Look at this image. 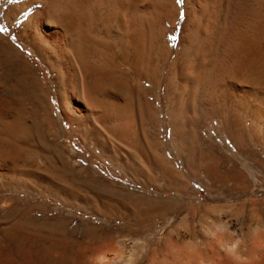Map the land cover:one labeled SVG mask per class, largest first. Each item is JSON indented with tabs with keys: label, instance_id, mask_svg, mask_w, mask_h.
Masks as SVG:
<instances>
[{
	"label": "rangeland",
	"instance_id": "rangeland-1",
	"mask_svg": "<svg viewBox=\"0 0 264 264\" xmlns=\"http://www.w3.org/2000/svg\"><path fill=\"white\" fill-rule=\"evenodd\" d=\"M11 1L0 0V48L6 53L15 46L21 57L0 56V95L10 93L26 63L30 77L46 84L52 109L30 118L32 135L18 147L19 163L0 160L10 169L0 173V264H260L264 73L250 103L230 89L228 82L249 84L245 76L231 81L226 74L234 62L224 60L223 79L212 78L193 97L175 72L185 64L195 26L184 29L185 16L177 21L170 12L169 24L158 19L160 51L149 56L146 76L112 44L104 48L117 68L115 98L129 118L124 134L113 129L114 118L94 129L71 127L50 56L42 51L43 59L18 33L33 10L25 8L11 21ZM250 21H233V28L250 32ZM256 27L264 54V18ZM111 38L105 40L110 44ZM14 95L17 114L21 93ZM4 113L0 138L9 139ZM8 149L0 144L1 156ZM30 151L34 158L25 156Z\"/></svg>",
	"mask_w": 264,
	"mask_h": 264
},
{
	"label": "bare ground",
	"instance_id": "bare-ground-1",
	"mask_svg": "<svg viewBox=\"0 0 264 264\" xmlns=\"http://www.w3.org/2000/svg\"><path fill=\"white\" fill-rule=\"evenodd\" d=\"M152 2H155L157 7L153 6ZM183 3L184 6H182ZM8 4L10 7H6V10L12 8L8 12L11 21H17L19 15L28 8L33 10L22 21L18 33L23 40L39 51L43 59H47V55L44 56L42 51L50 56L49 60L52 61L53 69L61 78L63 113L71 127L76 126L84 130L94 129L99 122H107L108 118H114L116 126L113 129L116 133L124 132L129 118L115 98L117 68L104 48L112 44L124 62H133L136 73L146 76L151 64L149 56L152 52L156 51L158 54L160 51L158 19L162 18L166 24H169L170 12L174 13L177 21L182 15L185 16V19L182 18L184 29L195 26L189 46L191 49L187 51V55L185 54L186 59L183 60L185 64L182 63L184 67L182 65V68L175 72L179 82L190 86L192 90L190 95L193 97L196 96L194 93L200 86L205 84L208 86L209 83L211 85L212 78L220 76L223 79L225 76L224 74L222 77L225 72L224 60L234 62L230 73L228 71L226 74L228 77L231 75V81L245 76L243 79L249 84V87L244 88L237 82H228L231 85L230 89L242 93L250 103L252 102L250 99L255 96L253 89L258 80L257 77L264 73L263 47L260 48L261 44H259L256 32L257 20L264 18V0H13ZM17 5L20 10L14 13L13 10ZM162 15L165 17L163 18ZM249 18L252 21V26H249L250 32L245 34L236 32L233 28V21L246 23ZM253 27L256 28L253 29ZM107 35L112 36L110 44L105 40ZM220 52L222 53L221 59ZM0 56H5L11 61L13 58L21 57V53L15 46H12V49L6 53L1 51ZM8 59H3V62H8ZM25 65L16 83L11 84L10 93L4 97L0 95V112L6 114L3 117L9 133V139L0 138V144L11 147L3 156L0 154V160L3 159L2 157L5 159L13 157L15 163L20 162L17 158L21 152L18 150L19 145L32 135L29 131L30 118L32 119L38 111L46 112L52 109L47 88H45L46 84L37 78H31L28 73L29 65L26 63ZM153 73L155 71H152ZM1 85L2 83L0 88ZM17 92L21 93L19 101L16 102H19V107H21L22 112L20 113L24 112L23 114L28 118H24L25 115L21 118L17 110L16 114L14 108L18 109V106L12 107L17 100L14 98L16 95L13 96V94ZM11 100L15 101L12 103ZM193 102H190V106L194 104ZM75 120L79 123L78 125L73 123ZM25 156L34 158L36 155L30 151L26 152ZM25 164L22 163L23 166ZM8 170L10 169L5 163H0V173ZM258 243L255 242V244ZM253 246L256 247L254 244ZM262 246L264 244L260 247ZM114 256L109 258L112 263H114V258L117 257L116 260H118L117 254ZM263 258L262 260L258 258L261 261L260 264L262 262L264 264ZM246 261V264L250 262ZM234 263L238 264L240 261ZM256 263L258 264L259 261Z\"/></svg>",
	"mask_w": 264,
	"mask_h": 264
}]
</instances>
